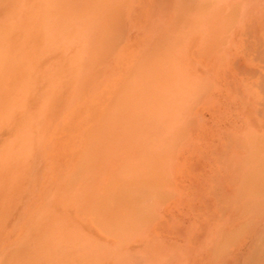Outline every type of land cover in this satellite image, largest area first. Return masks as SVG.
Returning <instances> with one entry per match:
<instances>
[{
	"label": "rangeland",
	"instance_id": "rangeland-1",
	"mask_svg": "<svg viewBox=\"0 0 264 264\" xmlns=\"http://www.w3.org/2000/svg\"><path fill=\"white\" fill-rule=\"evenodd\" d=\"M184 58L208 77L186 110L155 94ZM173 119L191 120L199 235L168 263L264 264V1L0 0V264H106L80 219L127 209L126 189L89 192L105 181V138L175 135ZM160 146L137 157L155 161L136 174L146 201L172 199Z\"/></svg>",
	"mask_w": 264,
	"mask_h": 264
},
{
	"label": "crops",
	"instance_id": "crops-1",
	"mask_svg": "<svg viewBox=\"0 0 264 264\" xmlns=\"http://www.w3.org/2000/svg\"><path fill=\"white\" fill-rule=\"evenodd\" d=\"M187 47H190V45ZM183 63L184 65L180 67L179 72L169 74L168 87L157 88V93L155 89V94L168 95L169 105L182 106L183 104L184 110H186V106H191L192 102V83L207 85L208 77L202 72L194 71V67L188 59L184 58ZM201 90L205 95L207 94V88L201 89L200 87L199 90L196 86L194 90L196 93L194 94L203 96ZM244 104L242 110L245 120L243 122H247L246 126L250 127L252 124L249 123L254 121L252 113L254 109L245 107L249 106V103ZM174 110L178 109L174 108ZM157 126L162 127L165 125L163 123ZM167 126L177 129L175 133L178 134L167 137L108 136L105 138L107 144L113 145L105 153L108 158L103 161L104 163L102 162L106 174L105 181L93 185L89 192L97 193L100 191V193H104L103 201L109 196L111 199L119 200L118 192L126 189L129 192L126 196L128 200L127 209L125 213L116 209L109 212L104 203V210L100 211V214L92 215L89 210L87 216L80 219L87 218L89 220V223H85L89 230L83 234L91 235L89 239L95 240L99 247L103 248L105 259L109 258L106 264H118L121 257L124 256L135 258V264H143L145 261L155 264V256H159V262L167 264L170 257L174 258L181 250L191 255L192 240L193 238L197 239L199 235L197 232L192 231L191 226L192 137L186 135L187 128L191 127V120H168ZM181 129H183L184 134H180ZM164 143L169 145L168 157L164 158L165 161L158 158L157 166L158 168L162 167L163 175L171 181L169 190L166 191L171 194L172 199H155L154 194L152 199L146 201L141 195L133 194L134 192L144 191L146 188L141 182L143 178H139L136 174L145 171V169H155V161L146 163V161L137 157L149 150H155L157 155L158 152L156 151L163 148L160 145ZM182 176L184 179L183 184H181ZM147 189L155 191V184L153 186L149 184ZM89 207H91V204H89ZM109 214L110 216L107 217ZM101 216L104 217L103 220ZM123 216L125 217L123 218ZM73 233L83 235L77 232ZM114 235L136 236L122 237V241H119L117 236ZM188 261L185 260L184 264H192Z\"/></svg>",
	"mask_w": 264,
	"mask_h": 264
},
{
	"label": "bare ground",
	"instance_id": "bare-ground-1",
	"mask_svg": "<svg viewBox=\"0 0 264 264\" xmlns=\"http://www.w3.org/2000/svg\"><path fill=\"white\" fill-rule=\"evenodd\" d=\"M147 196V195H146ZM144 202V201H143ZM147 209V208H146ZM264 246V245H263Z\"/></svg>",
	"mask_w": 264,
	"mask_h": 264
}]
</instances>
